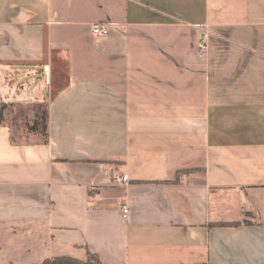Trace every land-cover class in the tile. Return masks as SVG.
I'll list each match as a JSON object with an SVG mask.
<instances>
[{
  "label": "crops",
  "instance_id": "0c3cea01",
  "mask_svg": "<svg viewBox=\"0 0 264 264\" xmlns=\"http://www.w3.org/2000/svg\"><path fill=\"white\" fill-rule=\"evenodd\" d=\"M2 101L48 119L0 123L20 264H264V0H0Z\"/></svg>",
  "mask_w": 264,
  "mask_h": 264
},
{
  "label": "rangeland",
  "instance_id": "374dc122",
  "mask_svg": "<svg viewBox=\"0 0 264 264\" xmlns=\"http://www.w3.org/2000/svg\"><path fill=\"white\" fill-rule=\"evenodd\" d=\"M2 110L3 120L10 125L13 137L16 141L24 142L25 134L30 133L29 127L33 126L34 122L39 123V133H43V117L46 113L45 105H17L13 103L0 102V112ZM0 121V123L2 122ZM5 227V226H4ZM3 229L0 227V242L1 247L11 251H0V264H20L19 258L14 257L16 252L21 251V239L16 237L13 242L11 236H3ZM8 229V227H7ZM5 237L6 240H3ZM14 251V252H13ZM42 264V263H40Z\"/></svg>",
  "mask_w": 264,
  "mask_h": 264
},
{
  "label": "built area",
  "instance_id": "2783aa9c",
  "mask_svg": "<svg viewBox=\"0 0 264 264\" xmlns=\"http://www.w3.org/2000/svg\"><path fill=\"white\" fill-rule=\"evenodd\" d=\"M200 32L198 36V42H197V51L201 56H204L207 54L209 50V40L211 36V31L206 26L199 27ZM92 32L93 34L97 36H106L109 33V27L105 23H95L92 26ZM46 73V82L50 81V75L48 72V69H45ZM114 183L120 186L128 185L130 182V177L128 174H121L118 173L114 176ZM129 212V209L127 207L124 208V213L127 214Z\"/></svg>",
  "mask_w": 264,
  "mask_h": 264
},
{
  "label": "trees",
  "instance_id": "16d2710c",
  "mask_svg": "<svg viewBox=\"0 0 264 264\" xmlns=\"http://www.w3.org/2000/svg\"><path fill=\"white\" fill-rule=\"evenodd\" d=\"M13 104H15V103H13ZM17 105H19V104H17ZM2 113L3 112L1 110L0 121L3 120V114ZM43 120H44V122H43L42 136L44 137V142H47L48 141V135H47L48 119H47L46 113L44 114ZM28 129H29L30 133H39V123L34 122L33 126L29 127ZM42 264H102V263L100 262L99 258L96 255L88 253V257H87L86 261H81V260L74 259L71 257H58V258L46 260Z\"/></svg>",
  "mask_w": 264,
  "mask_h": 264
}]
</instances>
